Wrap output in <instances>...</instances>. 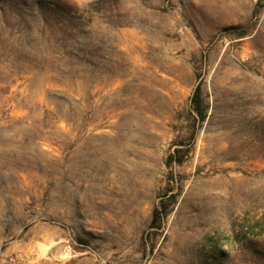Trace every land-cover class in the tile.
<instances>
[{
  "label": "rangeland",
  "instance_id": "1",
  "mask_svg": "<svg viewBox=\"0 0 264 264\" xmlns=\"http://www.w3.org/2000/svg\"><path fill=\"white\" fill-rule=\"evenodd\" d=\"M0 264H264V0H0Z\"/></svg>",
  "mask_w": 264,
  "mask_h": 264
},
{
  "label": "bare ground",
  "instance_id": "2",
  "mask_svg": "<svg viewBox=\"0 0 264 264\" xmlns=\"http://www.w3.org/2000/svg\"><path fill=\"white\" fill-rule=\"evenodd\" d=\"M111 83V82H110ZM97 128V127H96ZM104 137V136H103ZM97 141V140H96ZM104 141V140H103ZM102 144H104V143H102ZM106 145V144H105ZM110 147H111V149L114 147V145L113 144H110ZM127 148V147H126ZM122 150H124V149H122ZM126 150V149H125ZM130 150V149H129ZM111 151V150H110ZM121 153V152H120ZM126 156V155H125Z\"/></svg>",
  "mask_w": 264,
  "mask_h": 264
}]
</instances>
